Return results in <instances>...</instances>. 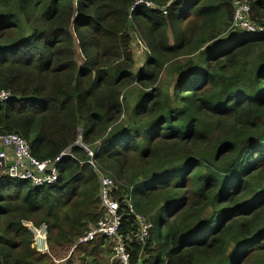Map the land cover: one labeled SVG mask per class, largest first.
<instances>
[{
  "label": "trees",
  "instance_id": "trees-1",
  "mask_svg": "<svg viewBox=\"0 0 264 264\" xmlns=\"http://www.w3.org/2000/svg\"><path fill=\"white\" fill-rule=\"evenodd\" d=\"M135 1L0 0V135L39 162L70 154L52 185L0 176V264H53L24 221L46 227L50 248L92 231L97 171L131 200L118 235L129 264H264V31L218 46L230 0ZM248 1L264 29V0ZM136 216L152 223L142 242ZM105 241L73 252L97 257Z\"/></svg>",
  "mask_w": 264,
  "mask_h": 264
},
{
  "label": "built area",
  "instance_id": "built-area-1",
  "mask_svg": "<svg viewBox=\"0 0 264 264\" xmlns=\"http://www.w3.org/2000/svg\"><path fill=\"white\" fill-rule=\"evenodd\" d=\"M144 6L148 10H155L156 7L148 0H136L133 8ZM165 14V13H164ZM233 28L243 31L249 35H258L264 31L260 27L252 24L251 9L247 0H242L233 4ZM254 23V22H253ZM10 97L9 92L0 91V104L5 103ZM90 158L93 154L82 145ZM70 156L69 151H64L53 161L39 162L30 155L28 143L16 134L0 135V172L13 181H26L34 188H41L44 185H52L57 181L59 165L62 159ZM89 164L94 166L91 161ZM99 181V200L104 209V218L97 222L95 228L81 238L70 250V256L79 244L90 242L97 236L104 237L106 241L114 243L113 251L115 257L121 264H129V255L122 245L119 235L121 224V205L129 213H133L131 200L128 195H123L120 201L114 198V192L117 190L115 182L108 178L104 173L97 171ZM138 234L135 237L137 242L144 241L149 230L152 228L150 220L137 217ZM33 246L40 253H47V229L45 226L34 228ZM103 246V245H102Z\"/></svg>",
  "mask_w": 264,
  "mask_h": 264
},
{
  "label": "rangeland",
  "instance_id": "rangeland-1",
  "mask_svg": "<svg viewBox=\"0 0 264 264\" xmlns=\"http://www.w3.org/2000/svg\"><path fill=\"white\" fill-rule=\"evenodd\" d=\"M230 1L233 9V4L235 5L237 2L242 0H230ZM251 22L253 25H255L253 21ZM232 24L233 21L231 22V26H230V33L229 34L227 33L226 35L219 38L217 40L216 45L228 46L234 40L244 35L243 31L234 29ZM255 26L259 27V25H255ZM131 34H132V51H133L134 60L136 65L140 66L145 62L146 58L149 55V52L144 42L140 39V35L135 30L131 31ZM255 61H256V56H254L252 59L249 60V65L253 66L255 64ZM124 96L126 97L125 99L128 102L127 104L128 108H131V105L129 103L132 104L134 102L136 96L135 90L131 89L130 91H127L124 94ZM0 176H4L3 172H0ZM108 178L110 177L108 176ZM17 183L18 182L15 181V184ZM115 185L117 186V183H115ZM11 186L13 187V185ZM22 226L25 227L32 234L33 238H34V233H33L34 228H39V227H35L34 224L27 221L22 222ZM32 247L35 248L33 244ZM47 247H48L47 255L51 258L53 264H121L118 258L115 257V253L113 251L114 243L110 241L103 244V246L100 248V250L97 253V257L94 256L93 258L86 257L83 254H80L79 252H73L70 256L71 249H65V248L59 249L55 247H51L52 248L51 249L48 242H47Z\"/></svg>",
  "mask_w": 264,
  "mask_h": 264
},
{
  "label": "bare ground",
  "instance_id": "bare-ground-1",
  "mask_svg": "<svg viewBox=\"0 0 264 264\" xmlns=\"http://www.w3.org/2000/svg\"><path fill=\"white\" fill-rule=\"evenodd\" d=\"M61 164V163H60ZM60 166V165H59ZM58 169H59V167H58Z\"/></svg>",
  "mask_w": 264,
  "mask_h": 264
}]
</instances>
